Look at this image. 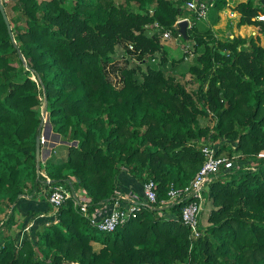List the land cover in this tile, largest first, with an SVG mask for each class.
<instances>
[{
	"label": "trees",
	"instance_id": "1",
	"mask_svg": "<svg viewBox=\"0 0 264 264\" xmlns=\"http://www.w3.org/2000/svg\"><path fill=\"white\" fill-rule=\"evenodd\" d=\"M2 2L14 13V26L10 32L0 7V264H264V47L258 36L220 38L212 26L202 27L185 0ZM227 4L215 1L212 23ZM235 10L239 26L255 25L264 34L257 18L263 5L248 0ZM186 18L187 36L180 39L194 53L188 73L198 86L192 90L169 74L168 63L176 69L177 62L168 61L162 44L163 31L179 37L177 22ZM44 113L52 137L68 148L67 156L54 159L52 152L45 162L36 155ZM209 115L213 126L202 124ZM203 137L221 141L219 154L238 153L255 165L207 179L212 208L195 237L182 220L194 196L167 206L161 201L202 167ZM126 170L138 185L156 182L158 203L142 205L115 231H101L88 215L119 197ZM58 184L73 198L54 218L48 198ZM25 201L31 205L23 212ZM14 227L17 236L7 235Z\"/></svg>",
	"mask_w": 264,
	"mask_h": 264
},
{
	"label": "built area",
	"instance_id": "2",
	"mask_svg": "<svg viewBox=\"0 0 264 264\" xmlns=\"http://www.w3.org/2000/svg\"><path fill=\"white\" fill-rule=\"evenodd\" d=\"M216 0H185V7L194 12L195 15L199 20H204L208 18L210 10L213 8ZM258 19L264 18L263 14H260ZM188 19V18H186ZM184 20V19H182ZM189 20V19H188ZM181 21V20H180ZM177 24H179V22ZM176 24V25H177ZM155 29L161 30L162 27L159 23H154ZM174 36L172 30H165L163 31L162 39H170ZM182 34L179 32L178 40H180V37ZM129 50H133L134 47L132 44L128 46ZM183 52L185 55V60H190L193 58L194 53L191 50L190 45H183ZM127 53V55H125ZM123 57L128 58L129 57V51H125L123 53ZM135 59V57H134ZM154 61H159L160 58H153ZM113 80L116 82L117 86H120L122 82H119L120 75L119 73L115 74V72L111 73ZM119 82V83H118ZM46 113L43 114L44 122H45V132L43 133L41 139V156L42 160L43 157L49 158V156L52 154L54 148L52 145L47 146L45 144V138L46 136L53 134L52 129L50 130L52 133L47 131L48 127H51L49 125V116L47 115L46 118L48 119L46 121ZM220 144L217 146L215 143L206 141L203 139L200 143V149L204 155V163L200 170L197 172L195 177L191 180L190 184L185 186L184 188H174L172 187L169 190V198L164 199L161 201L162 204L167 206L168 204L177 201L180 197L185 196H194V200L187 203L183 209H182V220L183 222L189 226L192 229L193 235L199 236V222H200V215L204 211V207L206 204V197H205V184L207 179L218 172L220 170L225 169V171H228L227 169L232 170L236 166H239L241 164H236V161L240 158V155H232V157L228 156L225 153L219 154V147ZM47 176V175H45ZM48 179V182H50V179ZM140 194L133 193L132 198H126L122 194L119 193V197L115 200H112L109 202L108 207H102L104 209H99L95 213L88 215V217L91 220V223L97 227L101 231L105 232H111L115 231L119 226L125 224L127 221H129L131 218L137 216V213L141 209L142 205L146 206H152L156 203H158V194H157V184L154 181H147L140 184ZM81 200L83 201H89V197L84 191L80 192ZM73 198V193L71 190L65 186L64 184H58L55 185L51 189L50 197L48 198L49 203L52 206V211L50 214V217L56 216L59 207L67 200ZM127 199V200H125ZM75 205L79 204V200H74ZM164 214V212H162ZM44 216V215H42ZM57 221V219H56ZM49 222L47 223V225ZM33 225H27L24 231L21 234L19 239V245L22 243L24 232H29L30 228Z\"/></svg>",
	"mask_w": 264,
	"mask_h": 264
},
{
	"label": "rangeland",
	"instance_id": "3",
	"mask_svg": "<svg viewBox=\"0 0 264 264\" xmlns=\"http://www.w3.org/2000/svg\"><path fill=\"white\" fill-rule=\"evenodd\" d=\"M7 1L9 2L11 0H7ZM118 2H121V0H118ZM7 8H8L9 15L13 16L14 13L12 12V10L9 7H7ZM6 13H7V11H6ZM9 15L7 13L8 18H9ZM209 17L210 16H208V18L202 20L201 22H204V21L208 20ZM220 19H223L222 15L220 16ZM238 22H236L237 24H233V23L229 22V19H228V21L224 20V22H223V20H221L217 26H214L215 33L220 38H227L228 36H230L229 34L232 33V32H234V34H236V36H243V37L246 36V35H241L239 33V31L241 29H240V26L238 25ZM11 26L13 27L14 25L11 23ZM255 30H256V34L255 35L253 34V36H255V37L258 36L260 44L264 47V34L260 33L259 27H256ZM186 43H188V42L184 41V40H181V39L178 40V38H175L174 36L172 38H170V39H162V44L164 46V49L167 51V56H168V59H169L168 61L172 60V62L173 61L177 62L176 69H172L170 62L168 63L169 74L175 75L179 80H181V81H183V83H185V85L187 86V88L189 90H192V89H195L198 86V82H196L193 79V75L188 73L189 72V66L192 63V61H191V59L190 60L178 61V59L184 57L183 45H185ZM46 116H47V114H46ZM46 116H45V118H46ZM47 120L48 119L46 118V121ZM202 124L203 125L213 126L215 124V118L212 115H209L207 117H203ZM48 130H49L50 133H52L50 131L51 127H48L47 131ZM52 135L53 134H50V135L46 136V138H45V141H46L45 144L47 146L52 145L53 148H54V151H53V154H52L51 158L55 159L57 157L59 159V158L67 156L68 148L64 145L65 143H63L62 141L54 138L55 135H54V137H52ZM203 139H205V137H203L198 142V144ZM223 139L226 140V138H223ZM226 141L230 143L229 140H226ZM210 142H212V141H210ZM220 142L221 141H219V140L218 141H213V143H215L217 146L219 145ZM223 153L227 154V152H223ZM234 155H240V154L235 153ZM46 160H47V158L43 157V162H45ZM236 164H241L242 166H245V167H247L249 165L250 166H254L255 165L254 160L245 159L243 157L239 158L238 161H236ZM237 167L238 166H236V168ZM227 170L229 171V169H227ZM43 174L46 175L45 169H43ZM126 174H128L130 176V174L128 173L127 170H126ZM26 202H27V205H31L30 203H28V201H25L22 204V205H24V207L27 206ZM211 208H212V204H211V202L208 201L205 204L204 212H203V215H202V217L200 219L203 223L207 222V218H208V215H209V213L211 211ZM18 210H19V207L17 208V211ZM3 214H5V211H0V218H1V216ZM22 214L24 215V213H22ZM161 214H163V213H161ZM39 226L41 227V226H43V224L41 223ZM16 228H13V230L11 232V235H12V233L16 234L15 232L19 231L20 228H17V229ZM31 231H32V227L30 228V232ZM95 246L98 247L97 244Z\"/></svg>",
	"mask_w": 264,
	"mask_h": 264
},
{
	"label": "crops",
	"instance_id": "4",
	"mask_svg": "<svg viewBox=\"0 0 264 264\" xmlns=\"http://www.w3.org/2000/svg\"><path fill=\"white\" fill-rule=\"evenodd\" d=\"M248 0H228V4L226 5V7L220 11L219 15H222L223 19H220L219 22L221 20H227L229 19V22L233 23V24H237L236 22H238L240 20L241 17V13L237 10H235L236 6L242 2H247ZM255 5H263L264 7V0H251ZM264 15V14H263ZM214 18V13H211V16L209 17L208 20L201 22L202 23V27H204V25L206 26H212L214 28V26H217L219 24L218 23H212ZM190 23V22H189ZM245 26H247V28H244V25L240 26V31L239 33L241 35H246V36H252L253 34H256V27L255 25H253V28H250L251 26H249V24H246ZM215 29V28H214ZM230 36H234L236 34H234V32L229 34ZM183 82V81H182ZM65 145V144H64ZM122 186L119 187V193L122 194L124 197L126 198H132L133 193H137L140 194V185H138L137 183H135V181L131 178V176H129L128 174L125 175V178L123 179V181L121 182ZM109 205V204H108ZM108 205H106L105 207H108ZM104 207V208H105ZM102 208V209H104ZM21 211H27L25 209V207L20 208ZM5 214H3L1 217H3ZM20 218H22V216H19ZM33 223V222H32ZM40 227V226H39ZM16 228V227H14ZM17 229V228H16ZM13 230V229H12ZM11 231L7 232V235L10 234ZM19 232V231H18ZM18 232H15V236H17ZM13 234V233H12Z\"/></svg>",
	"mask_w": 264,
	"mask_h": 264
},
{
	"label": "water",
	"instance_id": "5",
	"mask_svg": "<svg viewBox=\"0 0 264 264\" xmlns=\"http://www.w3.org/2000/svg\"><path fill=\"white\" fill-rule=\"evenodd\" d=\"M0 7H1V10L3 12V15H4V18H5V21L8 25V29L10 32H12V26H11V23H10V20L7 16V13L5 11V8H4V5H3V2L2 0H0ZM189 26V20L188 19H184V20H181L179 22V32L182 34V36L186 37L187 36V28ZM36 155H37V158L40 159L41 158V139L40 137L37 138V152H36ZM37 170H38V173L40 171V166L38 165L37 166Z\"/></svg>",
	"mask_w": 264,
	"mask_h": 264
},
{
	"label": "clouds",
	"instance_id": "6",
	"mask_svg": "<svg viewBox=\"0 0 264 264\" xmlns=\"http://www.w3.org/2000/svg\"><path fill=\"white\" fill-rule=\"evenodd\" d=\"M259 20H264V18H262V19H259Z\"/></svg>",
	"mask_w": 264,
	"mask_h": 264
}]
</instances>
